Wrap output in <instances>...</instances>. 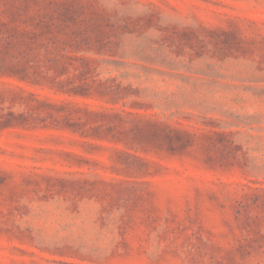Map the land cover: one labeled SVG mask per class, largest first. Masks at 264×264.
<instances>
[{"label": "rangeland", "instance_id": "obj_1", "mask_svg": "<svg viewBox=\"0 0 264 264\" xmlns=\"http://www.w3.org/2000/svg\"><path fill=\"white\" fill-rule=\"evenodd\" d=\"M0 264H264V0H0Z\"/></svg>", "mask_w": 264, "mask_h": 264}]
</instances>
